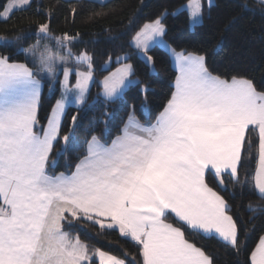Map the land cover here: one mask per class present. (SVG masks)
<instances>
[{
  "label": "snow or ice",
  "instance_id": "snow-or-ice-1",
  "mask_svg": "<svg viewBox=\"0 0 264 264\" xmlns=\"http://www.w3.org/2000/svg\"><path fill=\"white\" fill-rule=\"evenodd\" d=\"M31 2L7 0L0 19L7 21ZM260 3L264 6V0ZM182 7L193 23L200 22L201 0H188ZM166 15L163 12L143 24L130 41L150 66L154 61L148 53L154 47H167ZM29 35L38 37L36 43L17 51L30 59L32 67L0 55V264H89L88 245L64 230L73 221L101 230L118 228L123 238L139 246L140 264H213L203 247L186 237L185 229L204 239H219L239 256L244 244L242 222L229 214L228 201L208 178L223 191L230 183L240 186L241 194L248 188L264 200V90L241 72L230 78L214 75L204 55L169 49L178 74L155 123L143 125L130 115L111 144L96 136L87 141L86 154L71 175L51 176L50 154L67 108L87 104L97 69L87 50L72 53L76 36H54L48 22L39 23L35 33L12 40L0 36V41L13 46ZM49 39L72 59V67L49 45L41 48L40 41ZM111 59L98 70L105 71ZM128 59L116 57L120 66L101 81L105 100L122 99L130 85L139 83L131 78L133 65L122 62ZM44 79L50 91L59 80L61 96L40 134L36 126ZM77 122L73 115L63 150L74 140ZM249 132H256L258 139L251 181L240 176L244 153L253 144ZM249 211L264 213V204L250 202ZM95 254L100 264H126L100 249ZM245 264H264V235L246 255Z\"/></svg>",
  "mask_w": 264,
  "mask_h": 264
},
{
  "label": "trees",
  "instance_id": "trees-1",
  "mask_svg": "<svg viewBox=\"0 0 264 264\" xmlns=\"http://www.w3.org/2000/svg\"><path fill=\"white\" fill-rule=\"evenodd\" d=\"M188 0H32L30 7L16 10L7 21L0 19V36L8 40L17 35L36 32L39 23H50V31L55 36L68 33L77 39L71 44L75 52L87 50L93 55L94 79L89 88L87 104L77 108L71 105L63 118L59 138L54 143L50 159L56 164L49 169L53 172H71L86 154L87 141L92 136L103 143H109L121 131L124 122L130 117L148 123L154 121L163 110L173 92L176 70L171 64L169 52L154 47L148 54L153 57L150 66L144 62L136 50L130 47L135 32L145 23L167 12L163 23L167 29L164 39L176 51L194 52L206 57L207 65L214 75L230 78L241 72L253 79L258 90H264V6L258 0H214L203 4V19L194 27L189 26V14L181 6ZM7 0H0V10ZM73 9L75 11H73ZM50 13V15H49ZM115 37V39H113ZM38 37L29 35L13 46L0 41V55H7L13 62L28 63L20 47L27 48ZM127 55L126 62L133 65V76L138 84L130 85L122 99L108 101L101 95L99 78L108 70L99 71L103 62L111 57ZM118 64L112 61L111 67ZM152 67V69H151ZM50 91L44 79L43 92L37 119L39 128L47 122L52 106L60 93L59 81ZM147 91H142V88ZM78 116L74 130V140L63 150V136L69 132L71 118ZM252 148L244 153V164L240 169L241 180L247 176L251 181L257 166L258 139L256 132H249ZM251 153V158H249ZM227 180V177H226ZM209 185L225 197L230 205L229 214L242 222L241 240L244 242L239 256L230 246L219 239H204L185 229L186 237L198 247H203L213 259V264H245L250 253L264 234V213L249 211V203L264 204L248 188L241 194L240 186L229 183L228 191H223L209 176ZM169 222L175 223L171 218ZM65 231L85 242L91 249H100L121 259L126 264H140L139 246L130 239L123 238L118 228L101 230L90 223L73 221L65 226Z\"/></svg>",
  "mask_w": 264,
  "mask_h": 264
},
{
  "label": "rangeland",
  "instance_id": "rangeland-1",
  "mask_svg": "<svg viewBox=\"0 0 264 264\" xmlns=\"http://www.w3.org/2000/svg\"><path fill=\"white\" fill-rule=\"evenodd\" d=\"M95 1H99V2H104V1H107V0H95ZM260 1V0H259ZM188 2V1H187ZM187 2H185L183 5H186L187 4ZM214 2V0H201V4H202V9H203V4L205 3L207 6H209L210 4H212ZM7 4V3H6ZM6 4H5V6H6ZM182 5V6H183ZM181 6V8H183ZM187 12H188V14H189V26L190 27H194L197 23H193L192 22V18H191V16H190V12L187 10ZM202 19H203V13H202V15H201V19H200V22L202 21ZM55 36V35H54ZM163 40L165 41V43H166V45H167V47H161V48H164V49H166L168 52H169V54H170V58H171V55H172V53L169 51V49H172L171 47H170V45L166 42V40L164 39V37H163ZM131 41V40H130ZM36 43V42H35ZM40 43H41V48L43 47V45H45V44H47V45H49V47H50V49H51V51H52V53L55 55V54H58V55H60V56H62L64 59H66V60H69V67H72L73 66V63H72V59L70 58V57H68L67 56V54L65 53V52H63L62 50H59L58 48H57V46H56V44H55V41L54 40H41L40 41ZM70 47H71V45H70ZM71 50H72V53L74 54V55H78L80 52H75L74 50H73V48L71 47ZM176 51V50H175ZM176 52H180V51H176ZM39 55H40V52L38 51L37 52V57H39ZM118 56H124V55H118ZM118 56H116V57H118ZM116 57L112 60L111 59V63H112V61H116ZM108 59H109V57L103 62V64L102 65H104L105 64V62L106 61H108ZM30 60V59H29ZM123 63H129V62H126V61H122ZM111 63L110 64H108V65H106V69H108L109 68V70L103 75V76H101L100 78H99V84L101 85V91H100V93H101V95L103 96V93H102V84H101V81L103 80V78L105 77V76H107V75H109V73H111V72H113L117 67H119L120 66V64L118 63V64H116L114 67H111ZM131 64V63H130ZM151 69H152V67H151ZM81 70H86V69H81ZM132 78V80H138L136 77H134V76H132L131 77ZM59 79H63V74H62V72H60L59 73ZM57 81H59V80H57ZM70 81H71V84H75L76 83V76H75V74H73V75H71V77H70ZM92 82L93 81H91L90 82V85H89V88H90V86H91V84H92ZM59 90H60V96H61V88H59ZM60 96L58 97V99L60 98ZM103 98H104V96H103ZM105 99V98H104ZM55 104V103H54ZM72 105H74V106H76L75 104H72ZM130 116V115H129ZM131 116H132V113H131ZM102 142V141H101ZM103 143V142H102ZM87 146V145H86ZM56 161H57V159H54V161L52 162V164H51V166H54L55 164H56Z\"/></svg>",
  "mask_w": 264,
  "mask_h": 264
},
{
  "label": "crops",
  "instance_id": "crops-1",
  "mask_svg": "<svg viewBox=\"0 0 264 264\" xmlns=\"http://www.w3.org/2000/svg\"><path fill=\"white\" fill-rule=\"evenodd\" d=\"M259 1V0H258ZM171 64H172V66L175 68V70H176V72H177V74H178V70H177V67H176V64H175V59H174V56L173 55H171ZM177 74H176V76H177ZM175 79H176V77H175ZM174 83H175V80H174V82H173V91H174ZM43 85H44V80H42V88H41V92H43ZM59 96H60V93H59ZM164 109V108H163ZM163 111V110H162ZM159 115V114H158ZM157 115V116H158ZM134 118V117H133ZM157 118V117H156ZM156 118H155V120L154 121H151V122H148V123H142V122H140V121H138L140 124H143V125H150V124H153V123H155V121H156ZM135 119V118H134ZM136 120V119H135ZM137 121V120H136ZM48 122V121H47ZM47 122H46V124L44 125V127H46L47 126ZM129 122V118L124 122V124L122 125V127H121V129L124 127V125L126 124V123H128ZM43 127V128H44ZM43 128H39V126H38V124H37V126H36V131H38V132H40V134H42V129ZM121 132V131H120ZM120 134V133H119ZM118 134V135H119ZM118 135H116V136H118ZM116 136L114 137V139L116 138ZM113 139V140H114ZM111 142L112 141H110L109 143H106V144H111ZM105 144V143H104ZM52 161H51V159L49 160V164H48V167H47V172H48V174L49 175H51V176H57V175H59V174H61V173H63V174H65V175H71L74 171H75V168H76V166L74 167V169L71 171V172H53V171H51L50 169H49V165H50V163H51ZM79 162V161H78ZM256 171V170H255ZM264 235V234H263ZM73 236V235H72ZM75 236H73V238H74ZM89 247V246H88ZM105 252V251H104ZM107 253V252H106ZM110 254V253H109ZM112 255V254H111ZM89 257H90V259H89V264H100V258H99V256L98 255H96L95 254V249L93 250V249H91L90 247H89ZM119 258V257H118Z\"/></svg>",
  "mask_w": 264,
  "mask_h": 264
}]
</instances>
